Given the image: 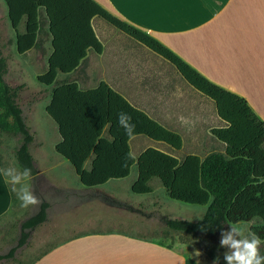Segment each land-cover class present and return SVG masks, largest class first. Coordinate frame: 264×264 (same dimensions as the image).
<instances>
[{"label": "trees", "instance_id": "16d2710c", "mask_svg": "<svg viewBox=\"0 0 264 264\" xmlns=\"http://www.w3.org/2000/svg\"><path fill=\"white\" fill-rule=\"evenodd\" d=\"M4 2L16 33L18 53L36 45L40 12L45 15L51 53L47 70L38 75V80L45 85L54 84L45 107L60 137L54 149L73 167L82 185L91 188L110 179L124 178L135 164L133 193H150V181L156 178L171 199L206 205L203 216L196 221L164 217L167 229L215 236L228 224L258 219L261 223L253 225L251 231L264 242V183L258 182L264 177V121L243 97L210 82L156 39L112 15L95 0ZM94 17L102 18L168 61L192 88L213 102L223 125L212 128L211 134L223 144V151L209 152L202 158L187 154L178 159L161 149L148 147L134 158L129 150L130 138L117 122L121 112L131 116L135 136L144 135L174 149H180L181 136L130 103L105 81L81 88L75 80H57L59 73L69 74L77 69L85 61L88 50L101 53L102 43L91 24ZM6 70V59L0 50V134L20 137L14 150L17 165L22 170L30 168L34 175L37 169L29 147L34 136L18 103L20 86L12 87L6 82ZM89 157L87 169L84 164ZM48 206L46 201H41L37 212L22 222V229L42 224ZM28 236L27 231H22L18 245L24 244ZM13 251L11 248L8 254Z\"/></svg>", "mask_w": 264, "mask_h": 264}, {"label": "crops", "instance_id": "0c3cea01", "mask_svg": "<svg viewBox=\"0 0 264 264\" xmlns=\"http://www.w3.org/2000/svg\"><path fill=\"white\" fill-rule=\"evenodd\" d=\"M95 1L156 39L210 82L243 97L264 121V0H109V5L107 0ZM115 73L117 79L129 78L123 71ZM143 150L131 155L136 158ZM31 154L37 169L31 189L36 194L39 178L63 166L65 159L58 153L52 157ZM90 161L91 157L85 168ZM128 176L91 188L81 183L79 187H59L52 198H44L49 205L45 221L53 216L62 224L63 233L67 229L71 233L63 237L60 231L62 242L39 264H196L165 241L163 218L168 210L164 204L153 198L137 200L131 191L135 180L126 186L117 183ZM0 180L6 188L1 199L2 216L9 210L12 197L2 173ZM48 188L45 185L44 190ZM154 190L152 187L148 194ZM62 217L70 221H60ZM161 220L164 227L160 229Z\"/></svg>", "mask_w": 264, "mask_h": 264}, {"label": "rangeland", "instance_id": "374dc122", "mask_svg": "<svg viewBox=\"0 0 264 264\" xmlns=\"http://www.w3.org/2000/svg\"><path fill=\"white\" fill-rule=\"evenodd\" d=\"M107 3L109 5V0ZM91 24L95 35L102 43L101 53L88 50L85 61L77 69L69 74L59 73L57 80H75L81 88L94 87L100 81H106L120 89L134 105L145 109L149 116L181 136L180 149H174L166 143L152 140L144 135H136L131 140L133 155H136L138 150L148 147L161 149L178 159H182L187 154H196L202 158L209 152L223 151V144L211 134V129L222 126L223 122L217 116L215 106L209 98L192 88L168 61L129 38L102 18L94 17ZM15 34L7 16V6L4 0H0V50L7 63L5 80L12 87L20 86L18 103L23 110L25 122L34 136L29 146L31 153L36 157L41 153L44 157L53 156L56 154L53 145L59 140V134L55 123L46 114L45 106L49 102L54 84L45 85L38 80V75L47 70L48 57L51 53V37L44 13L40 12L37 42L30 50L25 53L17 52ZM115 71L128 73L129 78L117 79L114 77ZM181 116L187 119V124L181 125L178 119ZM19 142V136L0 134L2 169L14 166L22 171L14 156V150ZM63 163V166L51 169L40 177V185L35 183L39 191L37 190L34 195L40 201L44 198H52L53 192L59 191V187H79L80 182L73 167L65 160ZM136 174L134 164L128 178L117 183L126 186L136 179ZM2 184L1 181L0 209L3 206L1 199L6 191ZM30 185L32 186L31 181ZM45 185L49 187L46 189L48 193L44 190ZM150 185L155 190L151 194H135L137 200L153 198L160 204L163 203L168 210L166 216L171 218L196 221L203 216L206 205L171 199L156 178L150 181ZM9 187L11 190L10 185ZM11 197L9 210L0 216V264H39L47 252L62 242L61 238L59 239L60 231L63 237H68L71 231L67 229L63 233L62 224L56 222L57 218L53 216L32 229L23 230L22 222L35 214L40 204L22 209L20 201L12 190ZM63 219L70 221L69 217H62L59 220ZM251 221L254 222L253 225L261 223L258 219ZM66 224L65 226L71 225V223ZM163 227L161 220L160 229ZM227 227L224 230H227ZM22 231H27L29 236L24 244L18 245ZM166 231L165 241L195 263L199 260V264H225L223 253L226 249L219 247L220 234L195 235L171 231L167 228ZM11 248H14V251L9 255ZM194 250H199L201 255L194 256ZM263 253L262 241L260 254Z\"/></svg>", "mask_w": 264, "mask_h": 264}, {"label": "clouds", "instance_id": "9594fccd", "mask_svg": "<svg viewBox=\"0 0 264 264\" xmlns=\"http://www.w3.org/2000/svg\"><path fill=\"white\" fill-rule=\"evenodd\" d=\"M178 119L181 125L188 123L183 116ZM117 122L124 129L126 136L134 138L135 124L131 122L129 114L119 113ZM0 173L5 178V182L11 186V190L20 201L22 209L35 207L41 203L31 190L30 181L33 179V173L30 168H24L21 171L17 167L9 166L0 169ZM258 182L264 183V177H260ZM253 223V221H249L228 224L227 230L221 231L219 247L226 249L223 253L225 264H264V256L260 254L262 240L255 232L251 231ZM193 255L199 257L201 252L194 250ZM196 264H199V260L196 261Z\"/></svg>", "mask_w": 264, "mask_h": 264}]
</instances>
